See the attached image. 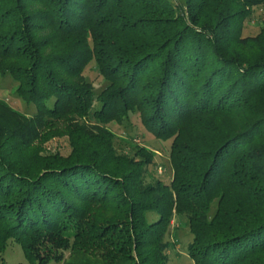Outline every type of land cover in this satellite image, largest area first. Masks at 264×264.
I'll return each mask as SVG.
<instances>
[{
  "label": "trees",
  "instance_id": "1",
  "mask_svg": "<svg viewBox=\"0 0 264 264\" xmlns=\"http://www.w3.org/2000/svg\"><path fill=\"white\" fill-rule=\"evenodd\" d=\"M263 2L0 0V77L35 105L0 100V264L9 242L31 264H167L174 217L194 264H264V21L241 35ZM131 114L169 141L167 183L149 150L116 153Z\"/></svg>",
  "mask_w": 264,
  "mask_h": 264
},
{
  "label": "rangeland",
  "instance_id": "2",
  "mask_svg": "<svg viewBox=\"0 0 264 264\" xmlns=\"http://www.w3.org/2000/svg\"><path fill=\"white\" fill-rule=\"evenodd\" d=\"M253 19L244 24L241 35L243 37L255 36L264 21V2L252 8ZM85 80L90 82L95 92L101 91L106 83L99 77L91 64L84 72ZM14 83L8 77H0V100L6 103L10 108L26 116H32L35 113L34 104H26L14 95ZM95 108L98 104H95ZM136 114H131L128 120L121 124L110 123L107 128L114 135V148L117 154L132 156L135 150L145 148L154 156L155 174L154 178L168 182L172 176V170L169 163L168 151L169 141H163L153 138L140 124ZM42 149L45 154L58 151L61 155H67L70 151L66 137H55L42 142ZM154 168V169H155ZM152 168H149L150 171ZM214 210V205L212 206ZM154 218L155 216L149 215ZM152 219V218H151ZM192 236L188 232L185 219L174 217L171 226L165 236V242L168 244L166 253L168 256L167 264H194L187 254V245L191 242ZM65 260L68 253H64ZM2 260L4 264H31L25 256L21 246L15 242H9L6 246ZM1 263V261H0ZM47 264H61L50 261Z\"/></svg>",
  "mask_w": 264,
  "mask_h": 264
}]
</instances>
